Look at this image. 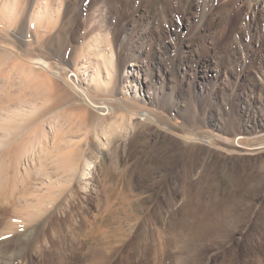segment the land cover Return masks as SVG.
<instances>
[{"label": "rangeland", "instance_id": "374dc122", "mask_svg": "<svg viewBox=\"0 0 264 264\" xmlns=\"http://www.w3.org/2000/svg\"><path fill=\"white\" fill-rule=\"evenodd\" d=\"M45 3L0 0V223L42 203L31 264H264V151L226 150L264 142V0Z\"/></svg>", "mask_w": 264, "mask_h": 264}, {"label": "bare ground", "instance_id": "6f19581e", "mask_svg": "<svg viewBox=\"0 0 264 264\" xmlns=\"http://www.w3.org/2000/svg\"><path fill=\"white\" fill-rule=\"evenodd\" d=\"M37 5L34 9V12H36V15L38 14L39 17H46V11L44 9L41 8L40 5H44L46 8H48V4L49 3H45V0H37ZM17 5V4H16ZM50 5V4H49ZM20 8V7H19ZM29 8V7H28ZM15 9V8H14ZM48 12V11H47ZM50 12V11H49ZM34 15V14H33ZM12 16V15H11ZM32 18V17H31ZM36 19V18H35ZM38 19V18H37ZM40 20V19H39ZM51 38V37H50ZM5 49H10L8 46L4 45ZM106 47V46H105ZM52 52V51H51ZM103 52V49L101 47H98V45L95 47L94 49V53L95 55H99L100 53ZM101 55V54H100ZM105 56L107 57L108 54H105ZM94 59L96 58V56H93ZM92 57V58H93ZM110 57V55L108 56ZM30 62L32 64H36L38 67L40 68H46V69H51V65L49 64V62L46 61V59H42V58H35V59H30ZM92 62V61H91ZM108 62V61H107ZM93 63V62H92ZM91 64V63H90ZM56 65V64H55ZM58 66V65H57ZM86 72L87 70L90 68L89 64H84L82 66ZM132 69V68H131ZM32 69H30L29 71H27V75L30 73L31 74ZM131 72V71H130ZM57 73H59L57 71ZM72 77H76V74L69 71L68 72V80L69 81H73L74 85H72L71 87L76 91V94L78 96H80L81 99H83L84 101L88 102L91 106H93L94 108H96V110L100 111L102 115H107V114H115L116 115V110L115 108H113L110 104H111V100L108 101H96L95 99H93L90 95V93L88 92L87 88L84 87L83 82H81L79 80V78H77V80H73ZM72 98V97H71ZM117 109V108H116ZM129 110V109H128ZM87 111V110H86ZM146 111V110H145ZM129 112L131 113V117L132 118H136L139 116V114H144L142 111H133V110H129ZM147 117H149L150 119H152L151 114H146ZM16 117V116H15ZM118 117V116H117ZM113 118V117H112ZM113 124L110 125L111 128ZM52 128V127H51ZM15 129V128H14ZM18 130V129H17ZM45 131V132H44ZM50 131V130H49ZM57 131L53 130V133L55 134L56 137H58V133H56ZM110 132V131H109ZM108 133V132H107ZM43 135V136H42ZM41 135V152L42 155H48L50 153H52L53 151H57L58 149L63 148L62 146L59 148V137L58 139L55 138L53 143H49V141L51 139H49V135H48V131L46 132V130H43V134ZM108 134H106L104 132V134L101 136L102 139H105L108 141ZM187 136V135H186ZM51 137V135H50ZM191 137V136H190ZM187 138V137H186ZM69 141V140H68ZM6 139H3L0 142V146H4L6 143ZM64 142V141H62ZM67 143V142H66ZM4 144V145H2ZM100 144H104L103 142H100ZM36 145V144H35ZM63 145V144H62ZM67 145V144H66ZM231 145V149L226 148V150L230 151L231 153H243V152H250V151H259V152H263L264 151V142L260 143L259 145L256 146H244L243 144H240L238 141L236 142H232L230 143ZM250 145V144H249ZM6 146V145H5ZM39 146V145H38ZM64 146V145H63ZM102 146V145H101ZM8 147V146H7ZM6 147V148H7ZM221 147V146H219ZM33 149H35L34 144L31 146H28L26 144V146L18 153L14 156H11V158L14 157V162L13 159L10 162H13V165L11 164V166H13L15 168V170L17 172H23L21 171L22 168L25 169V174L26 171L27 173L30 171L31 167L29 166H25L28 165L27 162L23 161L24 160V156L26 153H30V152H34ZM36 151V149H35ZM76 151V150H75ZM9 152H11L9 150ZM77 152V151H76ZM56 153V152H55ZM61 154V151L59 150V152ZM63 154V153H62ZM11 155V154H10ZM54 155V154H53ZM56 155V154H55ZM66 155V154H65ZM51 156V155H50ZM49 156V157H50ZM56 162H64V164L60 163L61 165H65L69 171L72 170V172L75 170H77L76 168H74V165L78 162V160H76L77 153L76 154H71L69 156L63 157L64 155H62V158H59L58 155H56ZM61 156V155H60ZM47 157V156H46ZM55 157V156H54ZM53 158V157H52ZM79 158V157H78ZM3 159V158H2ZM0 158V166L1 164H3V161ZM10 159V158H9ZM64 160V161H62ZM77 162H74V161ZM9 163V162H8ZM25 164V165H24ZM4 165V164H3ZM37 165V164H36ZM64 167V166H63ZM11 168V167H10ZM30 168V169H29ZM1 169V168H0ZM89 169H91V162L90 161H86V165L83 168L81 175L82 178H86L87 174L89 173ZM13 171V169H11ZM33 170V168H32ZM1 171V170H0ZM68 171V170H67ZM2 172V171H1ZM6 171H3V173ZM11 172V171H10ZM71 172V174H72ZM7 173V172H6ZM74 173V172H73ZM78 173V172H77ZM15 174V172H14ZM76 174V171H75ZM3 175V174H2ZM6 175V174H5ZM13 175V174H12ZM17 175V174H16ZM30 175V173H29ZM8 176V175H7ZM20 176V175H19ZM73 176V175H72ZM4 177V176H3ZM2 177V178H3ZM22 177V174L21 176ZM24 177V175H23ZM1 178V179H2ZM9 179V178H8ZM7 181V179H5ZM48 180V179H47ZM53 182V180L49 179L47 184L49 183V185H51L50 183ZM41 184H46L45 182L42 183H38L36 186H41ZM1 185L2 183L0 182V200L1 199H6L8 200V196L3 192V189H1ZM3 186V185H2ZM6 187V186H5ZM43 187V186H42ZM39 188V187H38ZM6 190V189H5ZM7 192V191H6ZM8 194V193H7ZM54 197V195H53ZM41 198V197H40ZM2 202V201H1ZM23 206V205H22ZM29 206H31L29 208V210H25L24 212H21L20 214H18L15 218V220H7L10 222H6V223H0V264H18L23 262L24 264H31V254L28 250V243L30 241H33V235L34 233H36L38 231V226L34 225L33 227H31L35 222H37L38 220H40L42 218V203H40L38 201V203H33L31 202L29 204ZM28 206V207H29ZM8 207V206H7ZM6 207V210H7ZM11 208V207H10ZM20 208V207H19ZM23 209V208H22ZM43 210V209H42ZM20 211V210H18ZM23 211V210H22ZM17 212V211H16ZM18 213V212H17ZM1 214V213H0ZM9 214V213H8ZM8 214H6L8 216ZM2 215V214H1ZM4 215V216H6ZM3 217V216H2ZM31 227V228H30ZM30 228V229H29ZM20 229H23V231H20ZM69 237V236H68ZM71 237V236H70ZM13 242H17V246L15 248L11 247V244ZM39 244V243H38ZM15 245V244H14ZM36 249V248H35ZM41 250V249H40ZM37 251V250H36ZM43 251V250H42ZM41 251V252H42ZM38 256V255H37ZM18 260V262H16ZM43 260V259H42ZM47 264V263H46ZM50 264V263H49Z\"/></svg>", "mask_w": 264, "mask_h": 264}]
</instances>
